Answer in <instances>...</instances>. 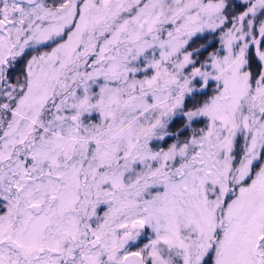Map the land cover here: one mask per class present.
Masks as SVG:
<instances>
[{
	"label": "snow or ice",
	"instance_id": "6c2138e0",
	"mask_svg": "<svg viewBox=\"0 0 264 264\" xmlns=\"http://www.w3.org/2000/svg\"><path fill=\"white\" fill-rule=\"evenodd\" d=\"M0 264H264V0H0Z\"/></svg>",
	"mask_w": 264,
	"mask_h": 264
}]
</instances>
